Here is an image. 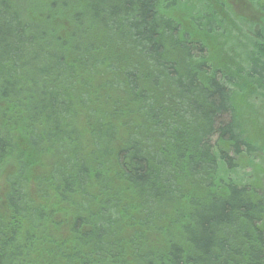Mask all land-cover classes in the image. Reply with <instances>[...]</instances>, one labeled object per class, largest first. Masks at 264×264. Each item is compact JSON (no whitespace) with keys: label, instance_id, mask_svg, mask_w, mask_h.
Returning <instances> with one entry per match:
<instances>
[{"label":"trees","instance_id":"1","mask_svg":"<svg viewBox=\"0 0 264 264\" xmlns=\"http://www.w3.org/2000/svg\"><path fill=\"white\" fill-rule=\"evenodd\" d=\"M244 5L0 0V264H264L243 125L264 0Z\"/></svg>","mask_w":264,"mask_h":264},{"label":"rangeland","instance_id":"2","mask_svg":"<svg viewBox=\"0 0 264 264\" xmlns=\"http://www.w3.org/2000/svg\"><path fill=\"white\" fill-rule=\"evenodd\" d=\"M226 1L227 2L231 1L232 3H234L236 5V8L239 11L238 12L239 15H242L243 18L247 17L249 15V12L244 7L241 8L245 4V0H226ZM237 9H236V11H237ZM240 12H242V13L240 14ZM253 15L255 16V14H253ZM209 40H210L209 43L213 42V47L218 52L220 49V46L222 45L221 40H217V39H209ZM237 103L242 104V105H246L244 97H241V99L239 101L237 100ZM243 117L244 116H241V119H243ZM243 122H244L243 123L244 131H245V134L248 137V139L251 142L255 143L256 145H259L260 146L259 148L263 150L262 152H264V116H261V115L259 116L258 113L253 112V111H249L248 113H245V117L243 119ZM259 162L261 163L260 166H258L257 163H255L254 165L257 166V169L264 170L263 158ZM3 179H4V177L1 176L0 177V184L3 183ZM1 189H2V187H1ZM51 198H52V194L49 191H47L44 196L39 197V199L37 198L36 202H34V204L44 205L45 202L50 200ZM33 207H35V205ZM53 208L58 209V202H55L53 204ZM34 214H35L34 209L30 208V213L28 214L29 217H32L29 219L30 223L33 222Z\"/></svg>","mask_w":264,"mask_h":264}]
</instances>
